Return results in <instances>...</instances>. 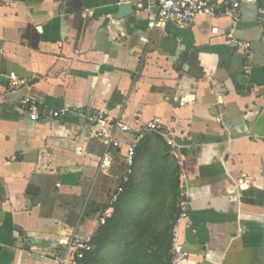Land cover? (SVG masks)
<instances>
[{"label":"crops","instance_id":"1","mask_svg":"<svg viewBox=\"0 0 264 264\" xmlns=\"http://www.w3.org/2000/svg\"><path fill=\"white\" fill-rule=\"evenodd\" d=\"M121 5L0 0V264H66L67 244L101 227L126 141L155 119L176 146L148 135L128 182L175 172L190 202L174 228L181 264H264V0L241 6L248 49L226 37L228 15L152 29L155 7L117 19ZM28 95L65 115L31 121ZM100 111L131 127L119 147L89 121Z\"/></svg>","mask_w":264,"mask_h":264},{"label":"built area","instance_id":"2","mask_svg":"<svg viewBox=\"0 0 264 264\" xmlns=\"http://www.w3.org/2000/svg\"><path fill=\"white\" fill-rule=\"evenodd\" d=\"M253 1L255 0H220L219 2H210L208 0H121V4H130L138 7H155L157 9L156 18L149 22V27L152 29L163 27L168 23H173L178 26H189L194 23L197 18L202 16L216 17L220 15H228L232 19V24L226 37L238 47L248 49L250 44L248 42L237 40L235 38L234 29L241 18L242 3ZM260 12L264 13V8H261ZM218 31V28L213 29L214 34H217ZM25 84L26 80L20 79L17 74L14 72L10 74L9 86L12 90H19ZM19 106L28 112L31 121H39L47 117L60 119L65 115V112L62 110L42 109L40 102L29 95L19 99ZM89 121L94 125L105 128L102 133V140L107 146L113 148L119 147L122 143L121 140L116 138V131L120 130L126 133L131 131V127L121 121L111 122L106 111H100L93 114L90 116ZM107 128H109V131H107ZM152 133L163 135L171 147L176 146V142L173 138H169L162 131L160 122L157 119L142 125L137 131L135 137L132 140L126 141L127 151L124 158L125 172L122 178L124 180L123 183H127L134 172L139 143ZM124 191L125 188L123 184H119L111 194L112 203L118 202ZM189 210L190 202L188 195L186 192H181L179 212L175 225H178L182 220L188 218ZM106 220L107 212L101 215L100 224L104 225ZM67 245V255L69 258L66 257L63 259V263L66 264H87V255L94 251V245L91 241L82 238H75ZM186 256L187 254L184 246L179 242L174 229L168 264H181Z\"/></svg>","mask_w":264,"mask_h":264},{"label":"rangeland","instance_id":"3","mask_svg":"<svg viewBox=\"0 0 264 264\" xmlns=\"http://www.w3.org/2000/svg\"><path fill=\"white\" fill-rule=\"evenodd\" d=\"M174 173L166 178H131L127 197L113 221L111 237L93 264H113L114 256L133 246L135 240L141 246L134 245L133 249L136 247L141 256L156 252L166 238L171 241L180 193V183ZM123 181L120 179L118 185L124 184ZM114 204L109 200L103 206L107 220L115 216ZM140 261L149 262L147 258Z\"/></svg>","mask_w":264,"mask_h":264},{"label":"trees","instance_id":"4","mask_svg":"<svg viewBox=\"0 0 264 264\" xmlns=\"http://www.w3.org/2000/svg\"><path fill=\"white\" fill-rule=\"evenodd\" d=\"M149 137V136H148ZM139 148V147H138ZM137 148V151H138ZM130 183H124L123 186L125 188L124 193L120 197L119 201L116 202L115 206V216L113 219L106 220V223L104 225H101L99 228L97 234L90 240L91 243L94 245V251L89 253L86 258L87 264H93L99 260V252L100 250L106 245V243L109 241L111 237V233L113 231V221L116 219L118 214L120 213L121 206L124 202V200L127 197V192L130 187ZM178 214V213H177ZM177 217V215H176ZM173 239V238H172ZM172 239H165L162 243H160V248L154 252L153 254H144V256H141V253L136 251V247L133 249L134 245L141 246L138 242L133 243V246L130 245L128 249H124L119 255H118V263L117 264H168L169 263V254L170 249L172 246ZM144 247V246H143ZM152 257V258H151ZM142 258H147L149 260L148 263H144V261H140ZM115 264V261L113 262Z\"/></svg>","mask_w":264,"mask_h":264},{"label":"water","instance_id":"5","mask_svg":"<svg viewBox=\"0 0 264 264\" xmlns=\"http://www.w3.org/2000/svg\"><path fill=\"white\" fill-rule=\"evenodd\" d=\"M135 13V10H134V7L130 4H122L119 9H118V12L116 14V18L117 19H123V18H128L132 15H134ZM17 229L21 230L20 227H17Z\"/></svg>","mask_w":264,"mask_h":264}]
</instances>
